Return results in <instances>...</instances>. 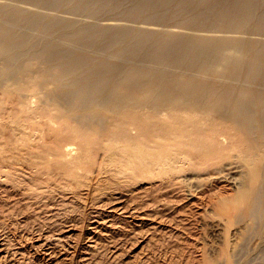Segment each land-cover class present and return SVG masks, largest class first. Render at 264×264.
Segmentation results:
<instances>
[{"label": "bare ground", "instance_id": "obj_1", "mask_svg": "<svg viewBox=\"0 0 264 264\" xmlns=\"http://www.w3.org/2000/svg\"><path fill=\"white\" fill-rule=\"evenodd\" d=\"M41 80L54 85L51 101L32 104L27 95ZM6 165L65 179L70 191L144 182L192 200L230 179L233 193L208 199L212 226L226 252L251 232L261 239L264 0H0V170Z\"/></svg>", "mask_w": 264, "mask_h": 264}, {"label": "rangeland", "instance_id": "obj_2", "mask_svg": "<svg viewBox=\"0 0 264 264\" xmlns=\"http://www.w3.org/2000/svg\"><path fill=\"white\" fill-rule=\"evenodd\" d=\"M70 13H66L65 16L76 17ZM106 18L108 16L102 19ZM101 22L103 23L104 21L101 20ZM32 68L37 71L35 65ZM41 82L44 83L39 84L37 93L33 94L29 90L31 94L27 96L32 104L41 105L51 101L46 96V93L52 90L54 85L46 80H41ZM57 94L58 92L55 95ZM1 170L0 264H21L22 262L23 264H195L196 262L206 264V261L212 258L216 259L215 264L220 261L219 264H226L224 257L228 252L233 257V259L229 257L231 260L230 264H239V260V262L242 261L241 264H264V232L261 239L255 238L251 232L249 234L250 237L246 235L245 238L239 240L241 242L238 241L235 250L231 251L228 248L229 251L226 252L224 249L225 245L212 226L217 218L211 209V203L208 199L212 195H220L219 192L221 194L233 193L236 187L230 179L219 182V185L218 183H211L209 185L210 188L208 187L207 191L205 190V194L202 192L199 197L198 193L192 200V198L183 197L184 193L178 188L163 191L161 188L158 189V186H153V188L144 182L143 184L134 183V185L129 183L127 186L120 185L121 187L117 186V188L116 186L106 185L103 182L101 186L99 183L97 184L99 186H97L94 174L90 176L91 183L96 185L97 190L90 192L86 186H83L82 190L79 186L77 188L73 187L74 190L71 191V187H65L66 189H64L62 180L66 181L65 179L57 178L61 180V184H59L60 181L52 179L43 171L38 172L27 169L22 173V171H16L17 169L13 171L7 165ZM4 170L7 171L5 172ZM8 173L10 176L8 175V178L4 177ZM1 174L4 175L2 176ZM58 184L62 186L59 188ZM102 185L104 188H102ZM62 188L64 190H61ZM65 190L69 191V193ZM64 195L65 198L63 197ZM167 195H171V198ZM137 204L138 209H141L140 211L136 209ZM63 223L66 224L64 225ZM69 223L74 225L72 226ZM55 225L58 227L54 228ZM230 231L225 233L227 240L231 238L230 235L232 234ZM59 237L65 238H61L62 241H60ZM47 238L50 239L48 242ZM249 238H252V240ZM246 241L249 242L248 245ZM214 246L220 250L224 249L226 254L221 256L222 259L219 258L222 252L217 254V251L212 249ZM14 250L19 253H15ZM240 251L242 252L239 253ZM210 253L217 255L212 256ZM193 256L195 259H193ZM148 258L149 260L146 261ZM196 258L197 261H195ZM19 260H22L20 261L21 263Z\"/></svg>", "mask_w": 264, "mask_h": 264}]
</instances>
